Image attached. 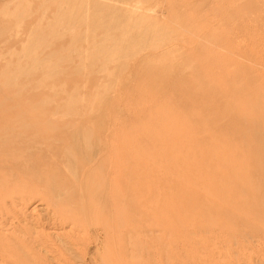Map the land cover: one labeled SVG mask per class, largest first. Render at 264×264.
Wrapping results in <instances>:
<instances>
[{"label": "rangeland", "instance_id": "rangeland-1", "mask_svg": "<svg viewBox=\"0 0 264 264\" xmlns=\"http://www.w3.org/2000/svg\"><path fill=\"white\" fill-rule=\"evenodd\" d=\"M0 1L1 9L4 1L7 0ZM43 1L47 0H37V2L28 0L23 3L22 7H18L16 15L0 13V51L6 53L16 49V52L19 53L20 46L16 44V47L15 42H25L28 31L34 27V24L37 23L36 20H39L43 14L45 20L41 22L42 27H39L40 30L38 27V30L36 28L35 30L46 36L49 43L46 41L47 47H44L46 46L44 43L30 49V52L39 58L56 52L55 58L49 60L52 63L48 62L47 65L53 64L52 66H54L58 54L61 57L65 56L64 54L67 56L68 44L71 40L78 38V35L79 37L84 35L83 38L87 39H85V43L78 44L80 47L77 44L74 46L76 53L83 52L86 50L85 47L93 46L89 40L93 39L92 42L98 43L102 36L104 42L107 41L106 37H109L108 41L115 42L117 40L116 43L120 45L125 43L127 46L130 43L128 46L133 47L132 49L139 56L146 58V61L138 67V70L135 69L137 63L135 59H129L131 66L122 68V72L119 65L117 66L118 63L115 66L110 64L107 70L114 73L113 76L110 72L114 78L112 79V77H107V71L100 68H98L100 71L97 68L84 71L77 63L78 61L70 58L67 60L63 58L60 65L57 66L60 72L54 70V74L52 72L47 74L48 71H51L50 66L47 68V65H42L40 69L32 71L31 62L21 55L19 60H16L18 66L21 65L19 68H27L29 65L31 67L24 70V74H22L23 72L17 74L18 77L21 74L24 75L17 77V82L14 78L15 88H18L15 90L19 93L17 96H12V93L8 92V88L4 89L3 85H0L2 88H0V128L6 125L8 118L22 119L24 124L16 127L15 130L20 134L28 133L27 137H29L28 142L31 148L27 153L15 157L17 158L16 163L23 164L22 166L18 164L16 167L3 170L0 166V264H99L101 259L104 261L107 258L102 257L105 254L112 259L108 262L109 264H130L131 262L149 264L148 261L150 264H154L158 261L155 258L156 254H152L153 258L148 255H139L135 260H130L127 257V253L131 250L129 238H133L134 235L128 231L127 234L124 227L127 223L126 219H129L130 222V217L133 218L138 210L145 211L143 216L147 220L145 224L151 226L149 228L151 231L160 230V228H155L153 223L157 220L154 216L156 212H158L156 216L159 220L164 219L168 224L173 220L170 227L169 225L167 227L173 231L176 225V239L174 237L169 239L176 240V251L174 249L172 251V247L175 246L167 247L168 239L167 241L165 239L164 243L168 248L165 249L167 252L174 254L176 252V263L174 264H264V240L243 244L244 242H240L238 233L230 236L231 233L228 231L224 234L214 235L211 226L209 227V222L211 225L213 220L222 217L228 209L219 203L215 204L218 202H215L216 196H228L234 198L232 199L234 201L235 198L239 199L245 195L243 191L252 189L251 193L254 197L259 192L262 193L261 191L256 192L258 185L261 183L264 185V173L263 175L260 173L264 171L261 161L264 159V128H261L260 136H258L259 144L251 139L252 132L257 130L255 123H258V120L260 124L264 123V105L258 106V109L256 107L258 100H264V0H98L106 3L115 12L110 14V17L103 16L100 20L93 21L90 24L92 28L89 23L85 24L87 27L85 25L76 27V30L74 27L73 30L67 26L68 29H64L67 31L62 30L63 33H61L63 39L58 35L62 31L55 35L54 28L47 26L44 28L45 21L54 19L55 5L42 7L41 2ZM77 1L79 0H76L74 4L77 5ZM38 4L40 7H37ZM74 4L71 2L62 3L60 8L63 6L65 9H61L65 13H69L74 8V13L77 11L78 15L80 14L79 19L85 13L91 14L90 5L82 4L77 9ZM151 4L152 6H149ZM15 6L16 4L13 3L9 9L12 10ZM148 10H154L157 15L156 19L152 20L155 25L150 24V21L147 23L148 19L144 21L146 18H138L140 13H149ZM123 11H127L128 14L125 16ZM47 18L49 20H46ZM158 22L160 26H158ZM29 23L32 25L29 26ZM109 23L114 28L108 29L104 26ZM147 24L149 27L146 26ZM145 26L146 28H144ZM87 28H90L89 35L86 32ZM47 31H53L51 33H54L55 36L51 34L54 36L52 37ZM97 35L101 36L97 37ZM122 35H126L129 40L126 39L124 42V39L120 38L123 37ZM71 36L72 39L69 40L68 38ZM103 38H101V42ZM110 43L108 42V44ZM59 46H66V48L60 49ZM76 47L78 48L76 49ZM144 47H150L151 50H146ZM8 60L10 59L1 60L0 63H6ZM68 60L69 62L72 60L73 63H68ZM125 60L121 59L119 63L122 64ZM12 61L14 60L11 59L9 62ZM73 66L76 67L75 71H73ZM77 70L81 73L79 74ZM21 71L23 70L21 69ZM71 73L73 76L70 75ZM107 81L112 86L108 84L107 88ZM16 85L18 86L16 87ZM18 90L22 92L20 93ZM72 92H75L76 96L79 95L75 97L79 103L72 109L75 113L74 117L73 115L70 117L84 118L90 111H92L91 113H101L106 117L107 122L115 126L116 131L113 140V157L111 158L113 201L112 218L109 223L110 233L104 237L98 234L97 237L102 242L96 250L93 244L96 237L93 236L91 228L89 229L83 223V232H77L75 229L72 231L71 225L77 224L75 218H63L57 208H53L46 202L50 196L57 197L62 190H67L71 194L73 192L77 194L80 191L76 186L71 189L73 186L66 182L65 179L69 178V172L61 168L56 169L57 172L54 171L57 164L64 163L62 159H57L56 154L69 150V140L68 142L64 140L66 136L59 132L45 134L42 131L53 125L52 122L46 120L51 117L50 115L54 111L58 109L55 112H58L57 116H63L65 111L59 110L57 107L64 105L65 95H71ZM81 95L86 98L83 99ZM82 99L84 101L81 102ZM100 99H102V103ZM88 101L90 102L88 103ZM262 103L264 104V102ZM225 109L232 111L228 112ZM60 111L62 115L59 113ZM76 138L79 141V137ZM59 141H61V146L57 147ZM255 145L258 150L263 148V151L261 152L262 149H260L258 152ZM2 147L0 141V148ZM72 147L70 146L72 155L76 158L73 172H78L76 175H80L79 163L76 161L88 153L82 150L79 155L78 151ZM51 162L54 164L51 165ZM46 163L49 164L47 169L44 167ZM109 164L107 160H104L101 165V171L105 176ZM28 165L31 170L27 171ZM49 166L51 167L49 168ZM120 166H125V168L129 166L130 170ZM51 169L53 170L50 173ZM47 170L48 173H46ZM120 170L122 171L120 172ZM60 171L64 172L63 175L59 174ZM34 172L35 174H32ZM54 173L55 177H52L51 175ZM103 174L89 175L93 180L88 177L89 186L87 183L82 186L87 200L91 199L90 201H92L99 196V199H102L106 186H103L104 182L100 184L98 182H100V176H102L101 179L105 178ZM50 176L55 178L54 181H51L53 179ZM63 177L64 181H62ZM89 180L94 181L92 185ZM63 182L67 184H63ZM62 185H66L65 188ZM97 185L101 186L98 188ZM70 189L71 191H69ZM127 189L128 192H126ZM124 192L128 195L124 196ZM254 192H256L255 195ZM246 193L250 194L248 191ZM98 194L99 196H96ZM122 196L125 199L128 197V205H123L127 199L122 198L121 200ZM138 196L139 198H137ZM134 197L137 199L130 202ZM129 203L135 206L129 205ZM212 205L216 207L212 209ZM121 206L125 209L122 207L121 210ZM131 206L133 210L127 209ZM219 209L220 211H218ZM50 211L53 218L49 214ZM139 211L138 213H140ZM47 212L49 213L47 214ZM120 212H122L121 216L118 217L117 214ZM100 215L98 218L101 217L100 220L103 218L102 221L105 222L107 215L103 213ZM117 217L120 221L123 219L122 224ZM52 221L55 226L64 221L63 223L70 228L66 225L65 229H69L66 230L67 232L65 229L54 230ZM167 227L161 228V231ZM112 228L113 230H111ZM168 229L164 233H168ZM195 229L203 231L199 232ZM156 232L155 235H157ZM137 233L136 235L140 236L136 238L137 240L133 238L132 243L140 244L141 233ZM198 234L200 235L197 236ZM234 235L235 237H233ZM160 239L151 241V244H156L152 246L149 244V247H157ZM225 239L229 243L236 239L239 242L231 243L233 247L227 243L228 250L226 251L221 246L222 241H226ZM125 240L127 242L124 245ZM251 243H256L255 247ZM78 253H81L82 257L78 256ZM112 254L115 257H112ZM141 256L146 259L140 258ZM234 258L236 259L235 263L233 262ZM143 260L147 262L145 263ZM102 261L100 264H103Z\"/></svg>", "mask_w": 264, "mask_h": 264}, {"label": "bare ground", "instance_id": "bare-ground-1", "mask_svg": "<svg viewBox=\"0 0 264 264\" xmlns=\"http://www.w3.org/2000/svg\"><path fill=\"white\" fill-rule=\"evenodd\" d=\"M1 2V1H0ZM5 2H7L6 4H5ZM25 2H28V0H7V1H4V5H3V7L0 9V13L1 14H4V15H6V14H14V15H16V12H17V9H18V7H22L23 6V3H25ZM36 2H37V0H36ZM66 2H71V3H73L74 4V2H76V0H47V1H43V2H41V6L43 7V6H46V7H49V6H54L55 5V15L53 14V16H54V19H52V20H49L48 18L46 19V20H49V21H45V26H44V28H46V26L47 27H50V28H54V33H55V35H57L58 33H59V31H65L64 29H68V27H70L71 29L74 27L75 28V30H76V27H80V26H84L85 24L86 25H88V23H89V25L93 22V21H96L97 19H99L100 20V18H102L103 16H107V17H110L111 15L110 14H112L113 12H115L113 9H111V7H109L106 3H104V2H102V1H98V0H79V1H77V5L76 4H74L75 6H77V9L80 7L79 5H82V4H85V5H90L91 6V8H92V10H90L91 11V14H89V13H85V15H83V16H81L80 17V19L78 18V16H80V14L78 15V13H77V11H76V13H74V8H73V10L72 11H70L69 13H65V12H62L63 10L62 9H65V8H63V6L60 8V6L62 5V3H66ZM148 2H150V1H148ZM13 3H15L16 4V6H15V8L14 9H9L10 8V6L13 4ZM136 4V3H135ZM39 5V4H38ZM68 5V4H67ZM149 6H152V4L151 5H149ZM148 6V7H149ZM37 7H40V5L39 6H37ZM155 7V6H154ZM154 7H152L153 9H154ZM57 8H59V9H57ZM84 8V7H83ZM19 9H21V8H19ZM45 9H47L48 10V8H45ZM85 9V8H84ZM83 9V10H84ZM146 9H148V8H146ZM145 9V10H146ZM150 9V8H149ZM10 10V11H9ZM46 10V11H47ZM144 10V9H143ZM45 11V10H44ZM45 11V12H46ZM64 11H66V10H64ZM89 11V12H90ZM132 11V10H131ZM149 11V13H147V14H145V13H140V15H138V18L139 19H143V18H146L144 21H146L147 19V23H148V21H150V24H153V25H155L154 23H153V19H156V17H157V15H156V13H155V11L153 10V11H151V10H148ZM22 12V11H21ZM124 12V11H123ZM127 12V11H126ZM126 12H124V14H125V16L128 14V12L126 13ZM130 12V11H129ZM42 13H44V12H42ZM20 14H22V13H20ZM40 15H41V13H39ZM52 14V13H51ZM82 14V13H81ZM3 15V16H4ZM18 15H19V13H18ZM25 15V14H24ZM33 15V14H32ZM110 15V16H109ZM135 15V14H134ZM20 16H22V15H20ZM20 16H19V18H20ZM49 16H51V15H49ZM133 16V15H132ZM12 17V16H11ZM15 17V16H14ZM44 17L45 16H43V14H42V16H40V18H39V20L37 19L36 21H37V23L36 24H34L33 22H32V24H34V27L33 28H31V30H29L28 31V37L26 36V41L25 42H20V41H18V42H15V46H16V44H17V46L19 45L20 46V51H19V53L18 52H16L17 50L15 49L14 51H8V52H2V51H0V61L1 60H6L7 58L8 59H13L14 61H12V62H9L10 60H8V62H6V63H4L3 62V64L2 63H0V85L2 86V88H8V92H11L12 93V96H17L19 93L17 92V90H15V89H18V88H15V79H16V82H17V80H18V78L19 77H21V75L22 74H24V70H26L28 67H31L29 64V66L27 67V68H25V67H23V68H19L21 65H19L18 66V62H16V60H19V58H20V55L21 56H23L24 57V59L25 58H27V61L29 60L30 62H31V65H32V67H31V70L32 71H34V70H38V69H40L41 68V66L42 65H47V63L49 62V60L52 58V59H54L55 58V56H54V54L56 53H54V51H53V53L54 54H47V55H45L44 57H41V58H39V57H37V55H35L34 53H31L30 52V49H32V48H36V47H39V46H41V44H44V43H46V41H48V43H49V40H47V37L46 36H44L42 33H37L36 31L38 30L37 29V27L39 28V27H42V25H41V22L42 21H44L45 19H44ZM52 17V16H51ZM134 17V16H133ZM53 18V17H52ZM78 18V19H77ZM91 18V19H90ZM137 18V17H136ZM86 19H88V20H86ZM139 19H138V21H139ZM149 19H151V20H149ZM156 22H157V20H155ZM99 22V21H98ZM140 22V21H139ZM141 22H143V21H141ZM152 22V23H151ZM159 23V22H158ZM32 24H30L29 23V26L30 25H32ZM42 24H44V23H42ZM94 24V23H93ZM135 24H137V23H135ZM144 24V23H143ZM9 25V24H8ZM85 25V27H87ZM140 25V24H139ZM163 25V24H162ZM68 26V27H67ZM105 27H107L108 29H112V28H114V26H112L111 25V23H109V24H107V26L106 25H104ZM136 26V25H135ZM146 26H148L149 27V25L147 24ZM146 26L144 27V28H146ZM158 26H160V23H159V25ZM158 26H156V29H158ZM90 27H91V25H90ZM141 27V26H140ZM151 27H152V25H151ZM163 27V26H162ZM30 28V27H29ZM35 28L37 29V30H35ZM69 28V29H70ZM74 28H73V30H74ZM92 28V27H91ZM99 28V27H98ZM152 28H154V26L152 27ZM70 29V30H71ZM89 29L90 28H87L86 30V32L88 33V35H89ZM97 29V28H96ZM150 29V28H149ZM160 29H161V27H160ZM159 29V30H160ZM163 29V28H162ZM39 30H40V28H39ZM46 30V29H45ZM51 30V29H50ZM70 30H68V32H70ZM92 30H94V29H92ZM92 30H90V31H92ZM147 30V29H146ZM63 31L62 32H60V34L61 33H63ZM67 31V30H66ZM65 31V32H66ZM84 31V30H83ZM82 31V32H83ZM48 32V31H47ZM51 32H53V31H51ZM51 32H48V34L50 33V35L52 34ZM73 32V31H72ZM54 33L52 34V35H54ZM81 33V32H80ZM86 33V34H87ZM90 33H92V32H90ZM47 34V35H48ZM58 34L59 36H60V38H62L61 36L63 35V34ZM69 34V33H68ZM83 34H84V32H83ZM51 35V36H52ZM54 35V36H55ZM64 35H65V33H64ZM77 35V34H76ZM91 35V34H90ZM0 36H1V34H0ZM54 36H52V37H54ZM68 36V35H67ZM84 36V35H83ZM83 36H81V37H79V35L77 36L78 38H76V39H73V40H71L72 39V36L70 37V38H68L69 40H71L70 41V43L68 44L69 46L66 48V46L64 47V46H59V48L61 49V48H63L64 47V49L66 48V51H67V49H69L68 50V52H67V56H66V54H64L65 56H63V57H61V56H59V54H58V56L56 57V61L55 60H53V61H55L56 63V65L54 64V66H52V65H47L46 67L47 68H49L48 66H50V70L51 71H48L47 72V74L49 73V72H52L53 73V71L54 70H58V68H57V66H59L60 64V62H61V60H63V58H65L66 60L68 59V58H70V59H72V60H75V61H78L77 63L79 64V66H81L82 67V69H84V71H86V69H90V70H92V69H94V68H97V70H99L100 71V69L101 70H104V71H107L108 72V70H107V68H108V66L110 65V64H112V65H116L117 63V66L119 65V69L121 70V72H122V68H129L131 65H130V62H129V59H135V62H137L135 65H136V67H135V69L137 68L138 70H139V66L141 65V64H143L145 61H146V58H144V57H141V56H139V54L137 53V52H135L134 51V49H132V48H130V46H126V44L125 43H123L122 45H124V46H122V45H120L119 43H116V41L117 40H115V42L114 41H108V39H110L109 37L107 38L106 37V39H107V41H105L104 42V38L101 36H98L97 35V37H100V40L98 41V43H96L95 41H93L92 42V40H89V41H91V43H93L92 45L93 46H89L90 47V49H89V47L87 48V47H85V49L86 50H84L83 52H75V48H74V46L77 44V46H78V44H82V43H85L86 42V40L85 39H87V38H83ZM85 36H87V35H85ZM106 36V35H105ZM107 36H108V34H107ZM123 37H120V38H123L124 39V42H126L125 40L128 38H126V35H122ZM48 37H50V36H48ZM64 37H66V36H64ZM25 38V37H24ZM28 38V39H27ZM93 38H95V37H93ZM101 38H103L102 39V42H101ZM53 39V38H52ZM56 39V38H55ZM55 39H54V41H55ZM58 39V38H57ZM63 39V38H62ZM97 39V38H96ZM112 39V38H111ZM122 39V40H123ZM127 40H129V39H127ZM7 41V40H6ZM58 41H59V39H58ZM5 42V41H4ZM106 42H107V44H106ZM108 42L110 43V42H114V43H116V44H114V43H110V44H108ZM118 42V41H117ZM48 43H46V46H44V47H47V44ZM52 43V42H51ZM91 43H90V45H91ZM135 43V42H134ZM139 44V43H138ZM245 45V44H244ZM16 46V47H17ZM53 46V45H52ZM78 47H80V46H78ZM78 47H76V49L78 48ZM142 48V47H141ZM145 48V47H144ZM63 49V50H64ZM80 49V48H79ZM146 50H151L150 49V47H146L145 48ZM39 50V49H38ZM155 50V49H154ZM172 50V49H171ZM174 50V49H173ZM81 51V50H80ZM33 52V51H32ZM62 52H64V51H62ZM73 52H75V53H73ZM65 53V52H64ZM38 54V53H37ZM62 54V53H61ZM59 57V59H57ZM121 59H126L124 62H122V64L121 63H119V61L121 60ZM70 61V62H72L73 63V61ZM128 60V61H127ZM26 61V60H25ZM23 62V61H22ZM21 62V63H22ZM51 62V61H50ZM49 62V63H50ZM69 62V60H68V63H70ZM20 63V64H21ZM52 63V62H51ZM65 63V62H64ZM64 63H62V64H64ZM67 63V62H66ZM59 64V65H58ZM134 64V63H133ZM135 65H132V66H135ZM75 66V65H74ZM74 66H73V68H74ZM46 67H44V68H46ZM144 67V66H143ZM44 68H42V70L44 69ZM71 68V67H70ZM76 68V67H75ZM75 68H74V70L73 71H75ZM77 68H80V67H78L77 66ZM98 68H100V69H98ZM131 68H134V67H131ZM21 69L23 70V71H21ZM72 69V68H71ZM81 69V70H82ZM30 70V69H29ZM28 70V71H29ZM80 70V69H79ZM114 70V69H113ZM132 70V69H131ZM44 71V70H43ZM59 71V70H58ZM57 71V72H58ZM63 71H64V69H63ZM63 71H61V72H63ZM78 71V70H77ZM115 71V70H114ZM23 72V73H22ZM30 72V71H29ZM28 72V73H29ZM56 72V73H57ZM60 72V71H59ZM72 72V71H71ZM110 72H111V74L113 75L114 73H112V71L111 70H109V72L107 73V77L108 78H110V77H112L111 76V74H110ZM20 73H22L19 77H18V75L20 74ZM55 73V72H54ZM53 73V74H54ZM78 73L80 74L81 72H79L78 71ZM91 73V72H90ZM104 73V72H103ZM106 73V72H105ZM18 74V75H17ZM53 74H50V75H52L53 76ZM110 74V75H109ZM15 75H17V76H15ZM27 75V74H26ZM67 75H69V74H67ZM70 75H72V73L70 74ZM24 75H22V77H23ZM30 76V75H29ZM73 76V75H72ZM74 76H75V74H74ZM78 76V75H77ZM88 76V75H87ZM87 76H84V77H87ZM114 76V75H113ZM18 77V78H17ZM15 78V79H14ZM48 78V77H47ZM112 79H114L113 77H112ZM116 80V79H115ZM110 81V80H109ZM113 80H111L110 82H112ZM128 81V80H127ZM108 82V81H107ZM115 82V81H114ZM118 82V81H117ZM120 82V81H119ZM101 84V83H100ZM107 84V86L105 85V84H102V85H104V86H106L107 88L109 87V86H112V85H110L109 84V82L108 83H106ZM108 84H109V86H108ZM112 84V83H111ZM114 85V84H113ZM4 86H6V87H4ZM18 85H16V87H17ZM101 87V86H100ZM100 87H98V88H100ZM237 87V86H236ZM1 88V87H0ZM1 88V89H2ZM30 88V87H29ZM105 88V87H104ZM106 88V89H107ZM235 88V87H234ZM74 90V89H73ZM18 91H20V90H18ZM22 91H20V93H21ZM76 92V91H75ZM73 93L72 92V94L71 95H65L66 97H65V101H64V105H62V106H59V107H57V108H59V110H64L65 111V113H63V116L62 117H58L57 116V114H58V112L57 113H55L56 111H54V113H52V115H50L51 117H49V118H47V120L46 121H50V122H52V124L53 125H50L51 126V128L48 126L47 128H45V129H43L42 131L45 133V134H51V132H59V133H61V134H63V135H65L66 137L64 138V140H66L67 142H68V140H69V142H70V144L68 143V145H70V146H73L72 148H75L74 150H76V151H78L77 153L80 155L81 154V152H82V150H85L86 151V153H88L87 155H85V156H82V158L79 160V161H76V162H78L79 163V168H80V175H76V173H78V172H73V166H74V162H75V160H76V158L72 155V149L70 148V146H69V150H67V151H63V152H60V154H56V156H57V159H62L63 161H64V163H62V164H57L56 165V167L57 168H55V172H57L56 171V169L57 170H59V168H61V169H64L66 172H69V178H66L65 176H66V173L64 174L65 176V178L63 177V180L62 181H64V179L66 180V182L67 183H69V185L70 186H73V187H71V189L72 188H74L75 186L77 187V189L79 188L80 189V191H78V193L77 194H75V192H73L72 194L70 193V192H68L67 190H62V191H60L59 193H58V196L57 197H54V195L53 196H50V198H48V199H46V202H47V204L48 205H51L53 208L55 207V208H57V210L61 213V216L63 217V218H66V219H68V218H75V220L77 221V224H72L71 226V228L67 225V224H65V223H58V226L56 225L55 226V224L53 223V221H52V224H54V225H52L53 226V228H54V230L55 229H58V230H64L65 228H66V225L73 231L74 229L75 230H77V232H79V231H82V225H83V223L87 226V227H89V229L91 228L92 229V234H93V236H95L96 238H94V247H95V250L96 249H98L97 248V246H99V244L101 245V242L102 241H100V239H98L99 237H97V236H107V235H109V233H110V219L112 218V201H113V194L111 193L112 192V185H111V179H112V175H113V172H112V170L113 169H111L112 168V164H111V158L113 157V140L115 139V133H116V131H115V126L113 125V124H111L110 122H107V119H106V117H104L101 113H91L92 111H90L89 112V114H87L88 116H86V117H84V118H80V119H74V118H72V117H70L71 115H73V114H75L73 111H72V109L75 107V105H77L79 102H77V99L75 98V97H78V96H76V93ZM18 93V94H17ZM94 93H95V91H94ZM55 94V93H54ZM100 94V93H99ZM83 95V94H82ZM81 95V96H82ZM4 96V95H3ZM69 98H68V97ZM98 96H100V95H98ZM101 96H102V93H101ZM240 96V95H239ZM83 97V99L84 98H86L85 96H82ZM91 97V96H90ZM104 98V97H103ZM81 100V102L82 101H84V100ZM105 99V98H104ZM96 100V99H95ZM101 100L102 99H100V102H101ZM3 101V100H2ZM79 101H80V99H79ZM92 101V100H91ZM46 102V101H45ZM90 101H88V103H89ZM103 102H104V100H103ZM262 102H264V100L263 101H261V100H258L257 102H256V107H257V109L259 108L258 106H260V107H262V105H264ZM88 103H86V105H88ZM98 103V102H97ZM102 103V102H101ZM107 103V102H106ZM47 104V103H46ZM93 106V105H92ZM108 106V105H107ZM226 106H227V104H226ZM100 107V106H99ZM105 107V106H104ZM229 107V106H228ZM226 108V107H225ZM102 109H105V108H102ZM211 109V108H210ZM224 109V108H223ZM222 109V110H223ZM231 109V108H230ZM229 109V110H230ZM226 110V109H225ZM229 110L227 109L226 111H228L229 112ZM77 111V110H76ZM224 111V110H223ZM230 111H232V110H230ZM256 111V110H255ZM63 112V111H62ZM97 112H99V111H97ZM106 112V111H105ZM222 112V111H221ZM225 112V111H224ZM223 112V113H224ZM38 113V112H37ZM60 114H61V111L59 112ZM44 114V113H43ZM46 114V113H45ZM76 114H77V112H76ZM226 114V113H225ZM62 115V114H61ZM45 116V115H44ZM48 116V115H47ZM46 116V117H47ZM73 117H74V115H73ZM223 117V116H222ZM57 118V119H56ZM55 119V120H54ZM221 119V118H220ZM8 121V122H7ZM7 121H6V125L4 126V127H2V128H0V141H1V144L3 145V147L2 148H0V166H1V168H2V170L4 169V168H8V169H11L12 167H16V166H18V164L19 163H16V161H17V158H15V157H17V155H22L23 153H27L28 152V150L31 148L30 146V143L28 142L29 141V137H27V136H29L28 135V133H24V132H22V134H20V133H18L16 130H15V128L16 127H20V126H22L23 124H24V121L22 120V119H18V118H16L15 120H12V119H10V118H8L7 119ZM223 121H224V119H223ZM241 121V120H240ZM220 123H221V121H219ZM3 123H4V121H3ZM244 124V123H243ZM259 120H258V123H255V128L257 127V130H255L254 132H252V140H253V142H255V143H257L259 140H258V136H260V130H261V128L263 129L264 128V123H261L260 124V126H259ZM43 125V124H42ZM49 125V124H48ZM95 126V128H92V126ZM253 126H254V124H253ZM260 128V129H259ZM40 133V132H39ZM32 134V133H31ZM262 134V133H261ZM242 135V134H241ZM32 136H33V134H32ZM32 136H30V137H32ZM248 136V135H247ZM58 137V136H57ZM76 137H79V141H78V139L76 138ZM55 138V137H54ZM63 138V137H62ZM36 140V139H35ZM255 140V141H254ZM257 140V141H256ZM57 143H59L58 144V146L57 147H60L61 145H60V143H61V141H59V142H57ZM242 144H243V142H242ZM258 144H259V142H258ZM60 145V146H59ZM5 147V148H4ZM43 147V146H42ZM56 147V148H57ZM255 147H256V150L259 152V150L260 149H262L261 150V152L263 151V148H259V150L257 149V146L255 145ZM264 147V146H263ZM41 150V149H40ZM59 150V149H58ZM81 150V151H80ZM252 150V149H251ZM116 151V150H115ZM260 152V153H261ZM74 153V152H73ZM83 153H84V151H83ZM48 154V153H47ZM54 155V154H53ZM76 155V154H75ZM79 155H78V157H79ZM83 155V154H82ZM77 156V155H76ZM116 156V155H115ZM51 158V157H50ZM75 158V159H74ZM48 159V158H47ZM104 160H107L108 161V163H110L109 164V167H108V170H107V172H106V176H105V174H103V172L101 171L102 170V163H103V161ZM258 161H259V159H257ZM32 161H33V159H32ZM54 161V160H53ZM262 161V164H263V166H264V159L263 160H261ZM55 162H57V161H55ZM60 162H61V160H60ZM52 163L53 162H51L50 164L52 165ZM57 163H59V162H57ZM45 164V163H44ZM44 164H42V165H44ZM54 164V163H53ZM23 164H19V166H22ZM42 165H40V167L42 166ZM47 165H49V164H47L46 163V165H44V167H46V169H47ZM62 165V166H61ZM123 165V164H122ZM61 166V167H60ZM107 166V165H106ZM127 166V165H126ZM28 167H29V165H28ZM37 167H39V166H37ZM51 166H49V168H50ZM75 167V166H74ZM114 167H116V166H114ZM119 167V166H118ZM120 167H123V166H120ZM27 168V167H26ZM30 168V167H29ZM29 168H27V171L28 170H31V168L29 169ZM42 168V167H41ZM53 168V167H52ZM123 168H125V166L123 167ZM129 170H130V168H129V166L127 167ZM127 168H125V169H127ZM38 169V168H37ZM36 169V170H37ZM45 169V168H44ZM45 169V170H46ZM124 169V170H125ZM38 170H41L40 168L38 169ZM52 170L53 169H51V171L49 170V172L51 173L52 172ZM75 170V169H74ZM106 170V169H105ZM263 170H264V167H263ZM44 171V170H43ZM76 171V170H75ZM122 170H120V172H121ZM126 172H127V170H125ZM24 172V171H23ZM45 172V171H44ZM43 172V173H44ZM61 172V171H60ZM119 172V171H118ZM29 173V172H28ZM46 173H48V170H47V172ZM64 173V172H63ZM63 173L61 172V173H59V174H62L63 175ZM95 174V173H99V175H100V173H102L103 174V177L105 176V178L103 179H101V177L102 176H100V182H98V184H100L101 182H104V185L103 186H106L105 187V193H103L102 194V199H99V194L98 195H96V196H99L97 199L95 198V199H92V201H90L91 199H90V197H89V199L90 200H87V195H85V193L82 191V186L84 185V183L86 184L87 183V179H88V177H90L89 175H92V174ZM115 173V172H114ZM248 173V172H247ZM260 173H262L261 175H263V173H264V171L262 172H260ZM22 174V173H21ZM24 174V173H23ZM32 174H35V172L34 173H32ZM58 174V173H57ZM125 174H127V173H125ZM45 175H48V174H45ZM21 176V175H20ZM52 177L54 176L55 177V173L54 174H52L51 175ZM50 176V177H51ZM58 176H60V175H58ZM121 176V175H120ZM123 176V175H122ZM126 176V175H125ZM51 177V178H52ZM57 177V176H56ZM19 178V177H18ZM92 180H93V178H92V176L90 177ZM263 178H264V176H263ZM53 180H51V181H54V179L55 178H52ZM57 179V178H56ZM69 179V180H68ZM261 179V178H260ZM59 181H60V179H59ZM62 181H60L61 183H62ZM90 182H91V180H89ZM94 182V181H93ZM93 182H91V185H92V183ZM259 182H260V180H259ZM67 183H65V182H63V184H67ZM54 184V183H53ZM88 184V183H87ZM233 184V183H232ZM264 184V183H263ZM95 185V184H94ZM53 186V185H52ZM63 186V185H62ZM64 186H66V185H64ZM63 186V187H64ZM68 186V185H67ZM87 186V185H86ZM88 186H89V184H88ZM87 186V187H88ZM98 186H101V185H97V187ZM65 188V187H64ZM93 188H95L94 186H93ZM99 188V187H98ZM97 188V189H98ZM115 188V187H114ZM62 189V188H61ZM71 189L69 190V191H71ZM96 189V190H97ZM241 189V188H240ZM53 190V189H52ZM244 190V189H243ZM243 190H241V191H243ZM252 190V189H251ZM251 190L249 191L248 189H246V192L248 191L250 194V196L245 192V191H243L244 192V194L246 195V197H245V195L243 196V197H241V198H239V199H236L235 198V200L233 201L232 199H234V198H231V197H225V196H221V195H219V196H216V199L217 200H215V202L216 201H218L217 203H215V204H217L218 205V203L219 204H221L222 205V207L223 206H226L228 209H227V212H225L224 214H223V216L222 217H217V215H215V214H213V215H215L214 217L216 218H214L215 220H213V223L210 225V222H209V220H207L208 222H209V227L211 228V230H213L212 231V233L215 235V234H224V233H226V232H228V233H231L230 234V236L232 235V234H239V236H240V242H244L243 244H245V242L246 243H250V242H252V241H255L256 242V240L257 241H262V240H264V185H262V183L260 184V185H258V190L256 191V192H258V191H261L262 193H258V195H255L256 194V192H254V197H252V193H251ZM254 190V189H253ZM92 191H94V190H92ZM129 190L127 189L126 190V192H128ZM95 192H97V191H95ZM120 192V191H119ZM126 192H124L125 194H124V196L127 194ZM253 192V191H252ZM10 193V192H9ZM94 193V192H93ZM117 193V192H116ZM218 194V193H217ZM89 195V194H88ZM94 195V194H93ZM128 195V194H127ZM240 195V194H239ZM71 196V197H70ZM95 196V197H96ZM104 196V197H103ZM124 196H122L121 197V200H122V198H124ZM215 196V194L213 195V197ZM91 197H92V195H91ZM245 197V198H244ZM4 198H6V197H4ZM128 197H126V199H127ZM137 198H139V196L137 197ZM136 198V199H137ZM215 198V197H214ZM231 198V199H230ZM125 199V198H124ZM125 199V200H126ZM130 199V198H129ZM132 199V198H131ZM134 199V200H133ZM132 199V201H130V202H134L136 199H135V197ZM4 200V199H3ZM21 200H23V199H21ZM116 200V199H115ZM120 200V199H119ZM120 200V201H121ZM124 201V200H123ZM129 202V200L127 199V201H126V203H124L123 205H125V204H127ZM141 202V201H140ZM146 202V201H145ZM1 203V202H0ZM21 203H23L22 201H21ZM20 203V204H21ZM74 204V205H73ZM121 204H122V202H121ZM130 204H132V203H129V205ZM224 204V205H223ZM2 205H4L3 203H2ZM38 205H40V204H38ZM128 205V204H127ZM133 205V204H132ZM142 205V204H141ZM220 205V206H221ZM133 206H135V205H133ZM171 206V205H170ZM12 207V206H11ZM44 207V206H43ZM118 207V206H117ZM122 207L123 206H121V210H122ZM213 207H216V206H214V205H212V209H213ZM128 208H130L129 210H133L132 208V206L131 207H127V209ZM136 208V207H135ZM45 209V208H44ZM120 209V208H119ZM118 209V210H119ZM123 209H125V207H123ZM211 209V210H212ZM49 210V209H48ZM51 210V209H50ZM121 210H119V211H121ZM157 210H159L158 208H157ZM211 210H209V211H211ZM45 211H46V209H45ZM53 211V210H52ZM139 211V210H138ZM138 211L137 212H135V213H137V214H139V215H135L134 216V214H133V218L132 217H130L131 219V221L129 222V219H126L127 220V223L125 224V227H124V231H128V232H131V235H134V239H136V238H139V236L138 235H136V233L137 232H140L141 233V243L140 244H136V243H132L133 241H134V239L133 238H129V245H130V247H131V250L129 251V253H127V257L131 260V259H133V260H135V259H137V257H139V255H148V257H151V258H153V255L154 254H156V256L157 257H155V258H157V260L158 261H156L154 264H174V263H176V250H175V248H176V246H175V241L176 240H169L170 238L171 239H173V237H174V239H176V225H175V229L173 230V231H170L169 229H168V225H169V227H170V224L172 223V221H170V223L168 224V222L166 223L165 221H164V219H158V217L156 216V214L158 213V212H156L155 214H154V216L157 218V220L154 222L153 221V223H154V225H155V228H160V230L159 231H151V229H149L151 226H148V224H145L146 222H147V220H146V218H144L143 216L145 215V211H139L140 213H138ZM155 211V210H154ZM218 211H220V209L218 210ZM54 212V211H53ZM105 214V215H107V219H106V221L104 222V221H102V220H104L103 218H102V220H100L101 219V217L100 218H98V216L100 215V214ZM164 212H167V211H164ZM49 212H47V214H48ZM121 213L122 212H120V214H117L118 215V217L119 216H121ZM152 213H154V212H152ZM210 213H212V212H210ZM50 215H51V217H52V213H51V211H50V213H49ZM99 214V215H98ZM130 214V213H129ZM128 214V215H129ZM217 214H219V213H217ZM149 215V214H148ZM147 215V216H148ZM151 215V214H150ZM211 215V214H210ZM212 215V216H213ZM48 216V215H47ZM54 216V215H53ZM95 216V217H94ZM101 216V215H100ZM132 216V215H131ZM220 216V215H219ZM48 217H50V216H48ZM50 217V218H51ZM117 217V218H118ZM53 218V217H52ZM55 218H56V216H55ZM54 218V219H55ZM211 217L209 216V219H210ZM53 219V220H54ZM148 219H149V221H150V218L148 217ZM48 220V219H47ZM47 220H46V222H47ZM118 220H119V218H118ZM171 220V219H170ZM212 220V219H211ZM121 221H123V219H121ZM121 221L119 220V222L121 223ZM125 221V220H124ZM168 221H169V217H168ZM205 221V220H204ZM57 222V221H56ZM67 222V221H66ZM68 222H70V221H68ZM50 223H51V220H50ZM49 223V224H50ZM174 223V222H173ZM109 224V225H108ZM122 224V223H121ZM117 225L119 226V224L117 223ZM149 225H151V224H149ZM117 226V227H118ZM122 226V225H121ZM44 227V226H43ZM51 227V226H50ZM76 227V228H75ZM164 227H167V229L170 231V233H169V231H168V233H164V232H167V229H165L163 232L161 231V228H164ZM209 228V229H210ZM41 229H42V227H41ZM43 229H46V228H43ZM51 229V228H50ZM115 229V228H114ZM120 229V228H119ZM201 229V228H200ZM203 229V228H202ZM209 229L207 230V231H209ZM66 230H69L68 228L67 229H65V231ZM111 230H113V228L111 229ZM195 230H197V229H195ZM84 231V230H83ZM82 231V232H83ZM197 231H199V232H201V231H203V230H197ZM233 231H234V233H233ZM51 232V231H50ZM62 232V231H61ZM67 232V231H66ZM76 232V233H77ZM116 232H118V231H116ZM128 232H127V234H128ZM155 232L157 233V235H155ZM158 232H159V235H158ZM195 232V231H194ZM211 232V231H210ZM65 233V232H64ZM69 233V232H68ZM67 233V234H68ZM73 233H75V232H73ZM73 233H72V236H73ZM85 233V232H84ZM208 233V232H207ZM78 234V233H77ZM91 234V233H90ZM99 234V235H98ZM138 234V233H137ZM210 234V233H209ZM64 235H66V234H64ZM83 235V234H82ZM85 235V234H84ZM200 234H198L197 236H199ZM226 235V234H225ZM235 235L233 236V237H235ZM92 236V235H91ZM93 236H92V238H93ZM128 236V235H127ZM130 236V235H129ZM115 237H116V233H115ZM205 237V236H204ZM69 238H71V237H69ZM107 238V237H106ZM159 238H161L160 240V242H158V246H160V247H151L152 245H155V244H151V241H156L157 239H159ZM210 238V237H209ZM230 238V237H229ZM74 239H75V237H74ZM77 239V238H76ZM105 239V238H104ZM132 239V240H131ZM165 239H166V241H167V239L169 240V241H167V247L169 246H175V247H172V251H173V249L175 250L174 252H175V254L174 253H169V252H167L165 249H168V248H166V246H165V243H164V241H165ZM207 239V238H206ZM233 239V238H232ZM89 240V239H88ZM128 240V239H127ZM137 240V239H136ZM135 240V241H136ZM226 240V239H225ZM230 240V239H229ZM71 241V240H70ZM158 241V240H157ZM238 240L236 239V240H232V241H230V243L229 242H227V240L226 241H222V249H224V250H228L227 248V243H229L230 245H231V243H233V244H235L236 242H237ZM79 242V241H78ZM104 242H105V240H104ZM112 242V241H111ZM111 242H109V243H111ZM126 240L124 241V245L126 244ZM148 242V243H147ZM205 242V241H204ZM239 242V241H238ZM145 243V244H144ZM148 245H147V244ZM38 244V243H37ZM67 244V243H66ZM79 244V243H78ZM106 244V243H105ZM111 244H113V243H111ZM128 244V243H127ZM149 244L151 245L150 247H149ZM219 244V243H218ZM228 244V245H229ZM233 244L231 245L232 247H233ZM251 244H253V243H251ZM251 244H250V247H252L251 246ZM254 244H256V243H254ZM254 244H253V247H255L254 246ZM258 244V243H257ZM79 245H81V244H79ZM116 245V244H115ZM128 245V246H129ZM145 245H147V246H145ZM92 246V245H91ZM106 246V245H105ZM235 246V245H234ZM93 247V246H92ZM107 247V246H106ZM230 247V246H229ZM75 248H77V247H75ZM80 248H82V247H80ZM103 248V247H102ZM109 248V247H108ZM120 248V247H119ZM125 248H127V247H125ZM129 248V247H128ZM243 247L241 246V249H242ZM245 248V247H244ZM246 248H248V247H246ZM10 249V248H9ZM41 249V248H40ZM110 249V248H109ZM123 249V248H122ZM122 249H121V251H122ZM233 249V248H232ZM250 249V248H249ZM251 249H253V248H251ZM13 250H15V249H13ZM19 250H21V249H19ZM108 250V249H107ZM203 250V249H202ZM237 250H239V249H237ZM80 251H81V249H80ZM83 251H84V249H83ZM92 251V250H91ZM90 251V252H91ZM110 251V250H109ZM120 251V252H121ZM169 251V250H168ZM7 252V251H6ZM22 252V251H21ZM73 252V251H72ZM98 252V251H97ZM103 252H105L106 253V251H103ZM230 253H232L231 251H229ZM0 253H1V250H0ZM11 253V252H10ZM12 253H14V252H12ZM51 253H52V250H51ZM110 253H113V252H110ZM211 253V252H210ZM18 255H19V253H17ZM24 254V253H23ZM36 254V253H35ZM116 254H117V252H116ZM122 254V253H121ZM153 254V255H152ZM2 255V254H1ZM15 255V254H14ZM72 255V254H71ZM118 255V254H117ZM150 255H152V256H150ZM19 256H21V255H19ZM78 256H80V257H82L81 256V253H78ZM114 256V254H112V257ZM237 256V255H236ZM100 257V256H99ZM102 257H107L104 261H102V259H101V261L103 262V264H109L108 262L109 261H111L112 259H110L109 258V256L108 255H106L105 254V256H102ZM115 257V256H114ZM143 256H141L140 258H142ZM173 257V258H172ZM209 257V256H208ZM88 258V257H87ZM101 258V257H100ZM121 258V257H120ZM140 258H138L139 260H140ZM197 258V257H196ZM142 259H146V258H142ZM175 259V260H174ZM203 259V258H202ZM201 259V260H202ZM100 260V259H99ZM151 260V259H150ZM18 261V260H17ZM28 261H29V259H28ZM101 261H99V264H100V262ZM119 261H121L120 259H119ZM152 261V260H151ZM198 261V260H197ZM200 261V260H199ZM204 261V260H203ZM235 261H236V259L234 258V260H233V262L235 263ZM88 262H89V260H88ZM122 262V261H121ZM143 262H145V260H143ZM147 262V261H146ZM145 262V263H146ZM148 263L150 264V262L148 261ZM130 264H140L139 262L138 263H133V262H131ZM142 264V263H141ZM147 264V263H146ZM152 264V263H151Z\"/></svg>", "mask_w": 264, "mask_h": 264}]
</instances>
